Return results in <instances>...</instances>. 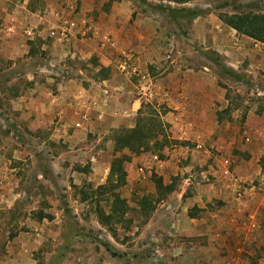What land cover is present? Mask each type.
<instances>
[{"label": "rangeland", "instance_id": "1", "mask_svg": "<svg viewBox=\"0 0 264 264\" xmlns=\"http://www.w3.org/2000/svg\"><path fill=\"white\" fill-rule=\"evenodd\" d=\"M117 1L91 0L92 20ZM127 1L132 20L145 23L150 16L164 38L154 46L158 63L145 61L132 73L122 107L138 96L146 74L153 84L182 66L214 77L226 105L217 110L219 125L197 148L196 141L173 137L162 119L168 109L164 102L156 95L151 101L142 97L131 117L139 150L116 149L114 143L115 130L134 126L113 128L103 139L110 160L124 159V182L119 184L116 175L108 181L111 161L89 159L99 154L102 139L89 133L84 145L74 148L54 142L47 125H36L28 113L35 81L50 85L73 78L86 85L102 77L95 54L59 59L41 46L93 36V29L83 35L68 31V24L62 28V14L76 13L80 2L70 0L74 9L65 0H0V264H264V54L252 45L254 38L235 29L240 45L232 57L222 46H208L205 36L187 33L197 16L210 11L225 27L232 14L264 13V0ZM36 14L41 20L35 24ZM226 31L233 33L226 27V36ZM104 68L107 75L118 69ZM184 145L199 157L190 151L170 157ZM199 150L207 155L204 161ZM105 166V181L96 183ZM41 171L44 177L38 178ZM211 182L226 191L212 195L204 207L183 208L194 186ZM109 214L110 225L105 223ZM209 216L217 222L188 220Z\"/></svg>", "mask_w": 264, "mask_h": 264}, {"label": "crops", "instance_id": "2", "mask_svg": "<svg viewBox=\"0 0 264 264\" xmlns=\"http://www.w3.org/2000/svg\"><path fill=\"white\" fill-rule=\"evenodd\" d=\"M78 1L80 3L76 13L62 14L64 17L61 20L62 28L68 24V31L71 28L77 29L76 31L83 35L89 29H93V36H81L80 39L70 37V42L65 44L56 42V44L46 45L42 43L41 46H47L59 59L66 56L82 59L95 54L100 66H116L118 69H112L106 77H101L86 85L73 78L56 80L50 85L35 81V87L30 92V94L33 92L31 96L34 97L28 101L31 108L28 113L34 116L36 125H47L50 131L49 139L54 142L68 143V146L72 148L84 145L83 141L87 134L97 135V139H102V146L98 151L99 154L96 157L89 155V159L93 161L96 158L108 162L112 152L107 149V145L104 146L108 139L106 141L103 139L113 128L135 125L131 117L133 112L140 107L139 99L137 97L128 99L127 107H122V102L126 99V93H129L132 73L139 70L145 61L146 63H158V59H153L155 53L158 54V49L154 50V46L163 40V28L148 15L145 16V23L132 20L133 10L127 0L113 2L109 11H106L107 13L100 12L96 21L92 20L94 17L89 12L91 0ZM67 2L70 3V0H65L66 5ZM70 6L76 8L74 3H70ZM12 13L16 14L17 9H13ZM35 16L33 22L36 24L40 15ZM18 22L20 21H17V24L22 25ZM144 25L145 28H143ZM76 26L78 28H75ZM226 27L233 33L226 31V36L223 33ZM226 27L210 11L197 16L191 27L187 28V33L192 34L191 31H193V34L199 33L200 36H205L202 40L209 43L208 46H222L224 53L232 57L235 54L233 51L239 49L240 35L234 34L236 31L230 26ZM200 36L199 39H201ZM116 55L119 57L117 58ZM123 60H126L128 64L126 70L119 68V63ZM180 68L166 73L157 82L154 80V92L159 101L164 102L168 108L163 113L162 119L170 125L173 137L201 143L207 140L219 125L217 110L226 105L222 98L220 99V90L213 84L214 77L203 70L186 71ZM203 68L206 69V67ZM161 74L159 73L158 76ZM162 80L165 82V87L162 86L164 84ZM45 86H49L52 91L46 93L48 89ZM42 93L48 96L47 100L42 101ZM180 148L182 151L171 152L170 157L178 158L177 154H183V151L185 153L190 151L194 157H199L198 154L196 155V149H191L187 145ZM200 152L201 161H204L207 155L201 150L197 153ZM108 170V166L101 169L96 177V183L105 181ZM42 176L44 177L42 171L38 172L37 177L43 178ZM193 188L195 189L192 195L185 197L183 202L185 209L190 205L204 207L205 202L211 199L212 195L220 197L221 193L226 191L222 186L213 182L202 186L199 184ZM209 218L212 217L209 216L203 220L191 217L188 220L203 223ZM211 220L213 223L217 222L213 218Z\"/></svg>", "mask_w": 264, "mask_h": 264}, {"label": "trees", "instance_id": "3", "mask_svg": "<svg viewBox=\"0 0 264 264\" xmlns=\"http://www.w3.org/2000/svg\"><path fill=\"white\" fill-rule=\"evenodd\" d=\"M162 1H168L174 4H184L191 0H162ZM225 23L230 26L231 28L235 29L238 33L246 35L248 37L262 40L264 41V13H258V12H239L236 14H232L229 18L224 19ZM100 73L102 74V77L107 76L108 69H105V71H102V66H100ZM227 108H225L226 110ZM166 111V109H165ZM220 112H217V119L220 121ZM114 143L116 149H122L123 147L127 148H138L139 145L137 144V135L138 131L135 128H120L115 130L114 132ZM123 160L120 157H113L110 162V171H109V177L108 181H112L111 177L113 175H116L117 180L119 181V184L124 182L125 177V171L123 168ZM104 185L99 186L102 188ZM115 196V202L118 203V196ZM121 201L118 205H120ZM115 203L112 206V213L115 212V209L117 206H114ZM111 213V214H112ZM107 221L105 220V223L109 224V220L112 217L110 214L108 216H105ZM109 221V222H108ZM107 224V225H108ZM110 225V224H109Z\"/></svg>", "mask_w": 264, "mask_h": 264}, {"label": "built area", "instance_id": "4", "mask_svg": "<svg viewBox=\"0 0 264 264\" xmlns=\"http://www.w3.org/2000/svg\"><path fill=\"white\" fill-rule=\"evenodd\" d=\"M60 35H61L62 38L66 37V30L65 29L60 30ZM252 45L259 52H261V53L264 54V42L263 41L254 39V40H252ZM127 65H128L127 64V61L126 60L125 61L123 60V61H121L119 63V68L121 70H126V68L128 67ZM59 73H60V71H59ZM137 95H138L137 96L138 99H142V97H143L144 98V101H151V99L153 98V96H155L154 84H152L151 79H150V77L148 75H145V82H143L142 84L139 85ZM196 147L197 148H200L201 147V144L198 143L196 145ZM153 159L160 166L163 165V163L158 160V158H157L156 155L153 156Z\"/></svg>", "mask_w": 264, "mask_h": 264}]
</instances>
